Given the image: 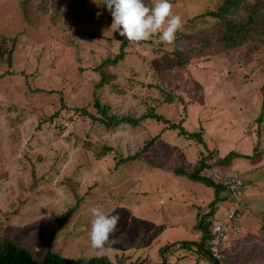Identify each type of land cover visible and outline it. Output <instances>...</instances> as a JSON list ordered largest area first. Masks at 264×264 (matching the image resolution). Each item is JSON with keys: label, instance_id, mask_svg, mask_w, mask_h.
<instances>
[{"label": "rangeland", "instance_id": "1", "mask_svg": "<svg viewBox=\"0 0 264 264\" xmlns=\"http://www.w3.org/2000/svg\"><path fill=\"white\" fill-rule=\"evenodd\" d=\"M221 1L170 0L183 28L174 43L156 45L157 37L133 44L111 30L103 0H0V39L15 43L11 64L0 61V239L36 257L50 250L65 258H125L127 264H211L193 245L177 248L200 241L194 226L209 212L213 190L172 172L191 171L208 153L217 167V159L234 151L255 159L235 160L219 169V179L241 178L244 197L238 205L224 192L227 201L210 221L223 220L237 204L240 231L210 243V252L220 264H264V107L257 120L264 43L252 53L199 49V36L221 30L211 21L198 31L191 21ZM122 43L123 58L101 69ZM188 50L194 51L185 56ZM174 51L188 57L186 66H175ZM103 73L109 80L100 86ZM161 91L183 103L169 104ZM96 99L118 116L137 118L153 109L199 133L203 144L150 119L106 132L75 111L93 112ZM85 144L110 151L97 160ZM93 207L121 216L101 249L90 246Z\"/></svg>", "mask_w": 264, "mask_h": 264}, {"label": "trees", "instance_id": "2", "mask_svg": "<svg viewBox=\"0 0 264 264\" xmlns=\"http://www.w3.org/2000/svg\"><path fill=\"white\" fill-rule=\"evenodd\" d=\"M195 19V20H194ZM207 19H210L209 21ZM214 21L216 25L219 26L221 33L212 34L208 33L206 35L199 36L195 41L197 47L208 48L210 54H223L229 51H235L240 48L246 47L249 53L258 51L263 43H264V0H222L218 6L214 10H209L206 13L197 15L192 19V23L198 24L201 27L198 31H203L205 29V25ZM14 40H6L5 38L0 39V61H7V63L11 64V55L12 50L14 48ZM123 46L120 48V53L113 60H105L100 64L101 69H105L106 64H115L117 61L123 58ZM194 50H188L187 52H183L185 56L188 54H192ZM172 54V60L176 67H184L186 66L188 57H183L181 52L174 51ZM104 66V67H102ZM109 78L106 73L102 74V80L99 85H104L107 83ZM264 89V86L263 88ZM164 99L169 104H173L174 102H182L183 100L174 96L165 91H161ZM264 95V90H263ZM94 111H88L84 108L75 109L82 117L90 120L92 124L98 125L97 127H101L106 132H110L112 130H116L121 125H128L132 127L139 126L143 121L147 119L155 120L156 122L163 123L167 126V131H178V135L182 136L185 139H191L194 141H198L203 144L201 139V135L195 132H188L183 126V122H171L165 119L163 116L157 114L155 110L149 109L145 114L134 118L129 116H118L115 113L111 112L109 106L102 104L99 99L94 101L92 105ZM62 107H64L62 105ZM264 103L262 105V110L260 117L257 120H261L262 112H263ZM161 135L151 138L148 142V147L153 145L155 141ZM87 145L86 150H93L95 159L99 160L104 157L107 153H109L110 148H103V150H98L97 148H92L89 144ZM258 145V144H257ZM146 149V148H144ZM143 149V150H144ZM257 147L254 148V153ZM139 154H135L133 157L136 158ZM211 154H206L202 156L193 169L191 171H187L186 169L179 168L174 170L172 173L176 177L184 178L195 184H202L207 188L213 190V200L209 204V212L200 216L199 220L194 226V229L197 233L200 234V241L198 243L184 242L181 246H178L177 249H187L190 250L192 248L191 245L195 246L196 251L201 257L205 258L211 264H220L219 261L213 257L209 248V241L213 238L211 235L212 224L210 219L215 215L217 211V207L220 203L226 202L227 198H223L222 194L224 192L231 193L230 190L225 189L227 185L225 182H240V186L238 189L241 191L240 197L235 198L232 194L233 200H237V204L239 205L244 197V184L241 178L234 176L229 177L228 179H224V176L221 179L216 177L204 176L202 175V171L205 168V162H210ZM125 160L121 161H127ZM237 159H246V160H254L255 155H243L234 151H231L221 160H216L217 168L221 170V168H226L231 166L235 160ZM215 166V164H212ZM208 165L207 167H212ZM34 173V172H32ZM35 186L38 187V182L34 177ZM243 194V195H242ZM235 200V201H236ZM238 212L239 210L236 209ZM71 212L67 213V216L58 222V226L55 231L51 234L50 238H54L62 229H64L65 225L69 222L71 218ZM264 226V220H263ZM264 229V228H263ZM164 260L166 261V257L164 256ZM0 264H127L125 258H119L114 261H111L107 257H92L89 259L86 258H65L60 256L58 253H54L50 250L45 252L43 257H36L35 254L26 247L17 245L15 242L10 240L9 238L0 239ZM135 264V263H130Z\"/></svg>", "mask_w": 264, "mask_h": 264}, {"label": "clouds", "instance_id": "3", "mask_svg": "<svg viewBox=\"0 0 264 264\" xmlns=\"http://www.w3.org/2000/svg\"><path fill=\"white\" fill-rule=\"evenodd\" d=\"M102 4L112 16L110 29L133 44L157 37L153 40L156 45H170L183 28L182 18L173 14L170 0H153L151 6L144 0H103ZM90 213L93 217L88 231L90 246L101 249L117 229L121 216L118 212L106 214L99 207L91 208Z\"/></svg>", "mask_w": 264, "mask_h": 264}, {"label": "built area", "instance_id": "4", "mask_svg": "<svg viewBox=\"0 0 264 264\" xmlns=\"http://www.w3.org/2000/svg\"><path fill=\"white\" fill-rule=\"evenodd\" d=\"M205 168L202 171V175L210 177H216L219 179L220 177V170L215 167H207L208 165L211 166V163L206 161L205 163ZM225 187L226 191L230 190L232 194L235 196V198H239L241 191L238 189V186H240V182H225ZM237 204L236 207L233 210H230L226 213L225 218L223 220H215L212 224V229H211V235L212 239L209 242L212 244L218 243L220 241H223L226 239V237L229 234H237L240 231V220L242 218L241 212L237 211Z\"/></svg>", "mask_w": 264, "mask_h": 264}, {"label": "crops", "instance_id": "5", "mask_svg": "<svg viewBox=\"0 0 264 264\" xmlns=\"http://www.w3.org/2000/svg\"><path fill=\"white\" fill-rule=\"evenodd\" d=\"M264 207V206H263ZM251 208H254L253 205H251Z\"/></svg>", "mask_w": 264, "mask_h": 264}, {"label": "bare ground", "instance_id": "6", "mask_svg": "<svg viewBox=\"0 0 264 264\" xmlns=\"http://www.w3.org/2000/svg\"><path fill=\"white\" fill-rule=\"evenodd\" d=\"M243 195V194H242Z\"/></svg>", "mask_w": 264, "mask_h": 264}]
</instances>
